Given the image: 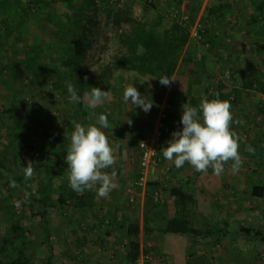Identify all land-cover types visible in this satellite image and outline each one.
Wrapping results in <instances>:
<instances>
[{"label": "rangeland", "instance_id": "obj_1", "mask_svg": "<svg viewBox=\"0 0 264 264\" xmlns=\"http://www.w3.org/2000/svg\"><path fill=\"white\" fill-rule=\"evenodd\" d=\"M28 1L0 0V159L5 158L8 169L5 172L0 167V176L4 178L0 180L3 189L0 193V249L17 215L28 231L27 255L34 264H91V261L102 262L105 257L113 259L115 256L112 250L103 253L84 246L86 237L96 244L99 239L112 243L105 234L109 224L105 221L99 225L100 231L93 232L84 227L87 218L74 210L78 203L77 192L68 186L65 156L75 124H96L97 116L104 113L99 109L101 103L94 109L88 107L90 98L85 93L96 87L108 91L105 100L110 99L106 79L130 69L129 64H124L132 58L128 37L134 24L129 19L150 29L155 27L160 33L175 22H192L191 39L180 55L179 69H189L195 82H201H196L199 86L195 85L193 92L184 93L182 99L176 101L194 106L191 99L200 103L207 97L205 92L218 91L222 86L220 100L230 104L229 128L238 143L242 164L233 172L229 160L219 175L222 180L231 173L244 179V187L239 189L241 201H237L235 211L237 230L249 227L264 233V200L247 199L251 186L264 172V50L260 48L264 29L261 23L250 24L255 9L249 0H34L35 3L27 7ZM78 17L91 19L87 35L92 45L81 67L72 70L62 66V62L71 55L70 39L78 33L79 27L74 24ZM194 31L197 36H192ZM228 33L236 37L237 45H232ZM103 69L105 74H101ZM69 85L76 90L80 103L69 99ZM197 90L200 91L197 93ZM176 97L172 92L170 103H175ZM168 111L173 114L170 118L176 119L175 131L182 130V112ZM107 119L106 130L111 131L114 138L111 127L116 131L118 126L112 118ZM164 119H160V136L165 127ZM155 125L154 122L148 127L150 133ZM101 130L105 134V129ZM141 133L137 131L136 137L125 141L127 155L121 154L117 147L112 148L113 170L102 171L114 172L113 180L123 178L134 182L133 185L137 182ZM168 141L169 138L161 144L159 139L156 154L159 167L148 183L151 192L147 195L148 202L157 220L161 219V214L172 213L169 193L173 186L179 185L182 178L179 171L183 173L182 169L189 166L193 175L204 174L187 162L176 168L172 161L166 160L160 150L167 147ZM29 163L34 170L32 176L26 178L24 167ZM163 169L169 172L164 174ZM13 176H22L23 182L34 189L38 200L48 198L56 202L47 209L49 242L40 214L41 202L32 203L29 192ZM155 197L161 201L155 202ZM161 207L165 209L164 214L159 212ZM197 209L195 225L203 229L212 217L221 221L227 218L226 197L219 193L214 198H200ZM93 223L90 221L88 225ZM82 228H88L87 236ZM154 236L161 242L160 247L147 246L146 242L140 247L141 252L151 257V264H264V243L254 236L238 235L236 251L232 254L225 238L190 235L182 238L183 247L188 248L182 261L176 258V249L164 246L165 236L160 233ZM123 264L129 263L124 260Z\"/></svg>", "mask_w": 264, "mask_h": 264}, {"label": "crops", "instance_id": "obj_2", "mask_svg": "<svg viewBox=\"0 0 264 264\" xmlns=\"http://www.w3.org/2000/svg\"><path fill=\"white\" fill-rule=\"evenodd\" d=\"M228 35L230 37L229 41L232 42V45H237L236 37H231L233 35L230 33H228ZM179 66L177 72L169 78L171 81L167 86L160 84L158 78L161 77L156 74L145 75L130 69L124 70L123 72L118 71L119 73L117 72L116 74H113L115 76L112 75L113 78H110L108 82H106V87L109 88L108 90L111 93V96L110 99L108 98L101 103L104 111L101 107H99V109H101V112H104V115L112 118L115 125L118 126L116 131L113 130L114 126L111 127L112 132H114V138H111V131L105 129L106 138L109 143H112V148L117 147L121 154L127 155L128 146L123 144L125 141L132 140L136 137L137 131H142L140 135L143 137L146 136L150 133L148 127L154 122L156 123V127L154 128L155 131L160 123V119L164 117V111H168V109L172 112L181 114L182 105L185 103H177L176 100L182 99L184 93H189L191 90L193 91L194 87L199 86L196 82L200 84L201 81L195 82V79L193 76L191 77V74L188 71L189 69L180 70ZM104 73H106V71L103 69L101 74ZM129 85H134L142 96H145L150 103H153L150 111L144 112L140 107L132 105L130 102L124 100L123 92L125 87ZM198 91L200 90H197V93ZM172 92L177 94V97L175 98L176 102L167 103ZM184 98L186 97L184 96ZM171 139L172 135L169 137V140ZM188 167L189 166L182 169L184 174L179 171V169H174L176 172L179 171L182 175L179 185L175 186L183 187L197 200V202H199L200 198L205 200L207 196L208 198H214L219 193L221 197H226L227 218L222 220L227 222V229L224 230L226 233H218L215 231V233L211 235L215 239H218L219 237L225 238L229 247H231L229 252L234 254L236 251V232L238 231L236 227L237 218L235 211L237 201H241L239 189L244 187V179L231 173L222 180L220 175H215L213 173L212 168H208V170L204 172V174H201V176H195L192 171L188 170ZM112 170V167H109V171ZM125 170H127V167ZM258 181L264 186V172ZM113 183L115 184V188L106 197L101 198L96 195V188L99 185L94 186L91 190H85L79 194L77 193L75 197V199H78V203L74 206L76 207L74 208L75 212L77 214L81 212L83 217L87 218V222L85 218L82 219L84 223L86 222L84 227H88L91 232H93L98 229L100 231L101 226L99 225L105 224V221L109 224L107 225L108 227L106 226L108 229L105 230V234H107V237L112 240V243L110 240L108 244L104 239H99L98 244H96L92 242L91 238L86 237V241L83 244L85 247L86 245H89L91 247L89 250H95L97 252L101 251L106 253L107 250H112L113 253H115V256L113 257L111 255L113 259H107L102 255L105 257L102 262L94 260L91 261V264H121V262L123 264V261L127 260V245L123 242V238L128 224L138 225L140 247H142L145 242L147 243V246H154L155 248L160 247L161 242L154 236V234L159 235L160 233L165 236L163 237L166 241L164 246L167 245L171 250L176 249V258L179 261L184 260L183 254L188 250L187 247H183L185 246V243L182 238L185 237H175L164 233V229L166 228L165 221L173 217L172 207H170V212L172 213L169 216L164 214V207L158 208L159 212L163 213L164 216L161 214V219L159 218V220H157V216L154 214V210L151 209V205L148 202L149 196L147 195L151 193L148 186L145 190L140 189L137 188L135 184L133 185L134 182L131 183L123 178L115 179L113 180ZM252 187L253 185L251 188ZM251 188L249 193H247L249 195L247 196V199L252 198L253 200H256V198L251 195ZM69 194L66 196L69 197ZM61 199H63V197ZM262 200H264V198ZM89 218H91V220ZM211 220L214 222L221 221L218 220L217 217H212ZM90 221L95 223L89 226L88 222ZM88 228H82L84 229L85 236L88 234ZM95 236H97V234H95ZM187 237L189 238L190 236ZM195 247H197V245H195Z\"/></svg>", "mask_w": 264, "mask_h": 264}, {"label": "trees", "instance_id": "obj_3", "mask_svg": "<svg viewBox=\"0 0 264 264\" xmlns=\"http://www.w3.org/2000/svg\"><path fill=\"white\" fill-rule=\"evenodd\" d=\"M255 9V15L252 17L250 24L261 23V27L264 29V0H249ZM31 3H35L34 0H29L27 7H30ZM75 25H77L78 33L83 31L70 39L71 45V55L62 62V66L65 68H70L72 70H78L81 67L82 62L85 60L88 50L91 49V41L88 38V26L91 24V19L78 17L75 18ZM133 22L134 29L128 37L130 42L129 48L131 51V57L124 64H129L130 70L139 72L145 75H158L159 77L171 78L175 72L178 70L180 55L182 51L189 44L191 39V23L186 22H175L169 29H166L160 33L157 28L152 29L147 28L135 19H129ZM260 48L264 50V42L260 44ZM20 72V69H17ZM105 74V73H104ZM110 76V74H107ZM109 78L106 79L105 83L108 82ZM18 81V79L16 80ZM104 81V80H103ZM192 85V84H191ZM222 86L219 87L218 91L206 93L208 99L222 98L220 90ZM264 90V86H263ZM190 92H193L192 90ZM194 106H196L199 101L196 99H191L190 101ZM170 103V99L167 100ZM170 111H164L165 127L161 131V136L159 137L160 143L164 144L172 133L175 131L176 122L175 117L170 118ZM169 121V124L167 123ZM162 123V121H161ZM171 123V124H170ZM162 128V126H161ZM160 128V130H161ZM146 136H142L140 141ZM139 141V143H140ZM159 143V141H158ZM125 145V143L123 144ZM122 146V145H121ZM158 150V147H157ZM140 151V147H139ZM157 154V153H156ZM140 161H141V151H140ZM140 163V162H139ZM0 167L6 172L7 167H5V158L0 159ZM139 171L137 179L141 176V165H139ZM9 175V172L7 173ZM14 179L20 182L23 187L29 192L32 203L41 202L39 206L40 214L43 220V227L46 230L47 242L50 241V230L48 224V211L49 207H54L56 202L48 198L40 199L34 195V189L26 185L23 182L22 176H13ZM4 178L0 180L3 181ZM149 183V182H148ZM6 183L4 184L5 188ZM148 186V185H147ZM8 190V189H6ZM3 192L2 183L0 185V193ZM251 195L256 198V200H262L264 198V186L261 182H257L251 188ZM169 196L172 200L171 207L174 211L173 217L169 218L166 222V228L164 233L172 236L187 237V236H198L207 237L217 231L218 233H226L227 222L218 221L214 222L209 219L208 225H205L203 229L197 228L196 218H197V200L189 194L183 187L173 186ZM205 219V218H203ZM27 229L21 224L20 218L17 215L13 217V223L8 235L3 239V245L0 249V264H34L33 260L27 255ZM236 235H245L252 237L254 236L258 240L264 243V233L259 230H253L249 227H240L236 232ZM123 242L127 245L126 258L129 263L134 264L141 253L148 255L145 252H141L139 244V227L136 224H128L126 227V233L123 238ZM51 250V249H49ZM151 264V262H150Z\"/></svg>", "mask_w": 264, "mask_h": 264}, {"label": "clouds", "instance_id": "obj_4", "mask_svg": "<svg viewBox=\"0 0 264 264\" xmlns=\"http://www.w3.org/2000/svg\"><path fill=\"white\" fill-rule=\"evenodd\" d=\"M163 86L170 84L167 77L158 78ZM69 99L80 103L76 90L69 85ZM108 91L91 87L88 107L94 109L108 97ZM126 102L140 107L144 112L150 111L153 103L142 96L134 85L126 86L123 92ZM131 98V100H130ZM232 121L230 104L219 98L204 97L196 106L187 103L182 105L180 124L182 130L174 131L167 147L160 151L166 160L172 161L176 168H181L186 162L197 172H206L212 168L215 175L224 171V163L232 161V171L237 172L242 164L238 151V143L229 125ZM131 123V122H130ZM99 125V127H97ZM109 127L107 116L100 114L96 124H75L70 135V145L66 151L68 186L75 192L96 188L98 197H106L114 188V172L109 174L103 169L114 165L115 157L106 135L101 129ZM33 165L24 167V175L29 178L33 174ZM18 206V205H17Z\"/></svg>", "mask_w": 264, "mask_h": 264}, {"label": "built area", "instance_id": "obj_5", "mask_svg": "<svg viewBox=\"0 0 264 264\" xmlns=\"http://www.w3.org/2000/svg\"><path fill=\"white\" fill-rule=\"evenodd\" d=\"M197 32L194 31L192 36H197ZM162 123L160 121L157 129L152 133L146 135V137L140 141L139 147L141 151V176L135 183V186L140 189H146L148 182L150 181L151 177L155 175L158 171L159 165L157 164L156 153H157V144L159 141L160 136V128ZM169 169H163V173L167 174ZM155 202H160L159 197L154 198ZM151 257L144 253H141L140 257L134 264H150Z\"/></svg>", "mask_w": 264, "mask_h": 264}]
</instances>
